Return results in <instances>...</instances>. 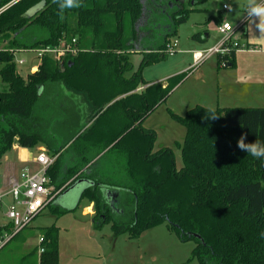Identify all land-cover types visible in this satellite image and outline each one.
<instances>
[{
  "label": "trees",
  "instance_id": "1",
  "mask_svg": "<svg viewBox=\"0 0 264 264\" xmlns=\"http://www.w3.org/2000/svg\"><path fill=\"white\" fill-rule=\"evenodd\" d=\"M13 1L0 0V9L8 6L0 13V163L16 139L23 148L44 145L56 156L47 170L59 191L48 205L56 217L88 202L95 227L111 224L115 237L137 238L164 224L180 241L194 242L190 260L199 264H264V161L237 147L242 133L246 142H264V108L170 112L186 131L181 169L171 148L153 151L156 132L143 126L190 71L149 83L141 69L166 59V44L196 7L183 0H81L60 14L52 0ZM164 24L156 44L152 28ZM62 39H76L77 52L62 61L45 56L26 78L19 74L16 52ZM132 53H140V65L126 76ZM235 56L232 50L216 62L232 68ZM63 131L64 141L54 144ZM80 179L89 185L77 206L57 205ZM3 228L12 231L6 244L20 233ZM18 264H59V227L42 228L39 244Z\"/></svg>",
  "mask_w": 264,
  "mask_h": 264
},
{
  "label": "rangeland",
  "instance_id": "2",
  "mask_svg": "<svg viewBox=\"0 0 264 264\" xmlns=\"http://www.w3.org/2000/svg\"><path fill=\"white\" fill-rule=\"evenodd\" d=\"M16 1V0H15ZM13 1V2H15ZM186 7H190L195 2L196 11L190 14L189 20L178 27L177 34L174 39L178 42L177 53L174 56H167L163 61L145 66L141 69L143 80L149 83L159 82L168 79L172 76L187 73L184 81L176 87L167 98L166 102L157 107L143 122L145 128L153 129L156 132L157 139L154 144L153 151H157L162 147H169L172 149L175 157L176 168L183 167V159L181 147L184 142L185 128L178 120L173 118L170 112L178 115L184 113L196 106V104H206L211 109L222 107H262L264 108V91L262 88H252L245 86L242 89L233 84L232 90H219L217 88L214 75L216 72L223 71L226 68L221 66L220 69L215 65L216 56H211L198 65L193 62L192 49L196 47L198 51H204L211 48L222 37L218 31V26L221 24L215 23V17L219 14L222 16L224 22L229 23L233 28L238 29L235 20L238 16H247L243 10L246 7V0H183ZM11 2V3H13ZM227 6V10H223V6ZM228 5H231L229 9ZM8 6L0 9V13ZM32 13V12H30ZM212 19L209 21V19ZM246 18V17H245ZM163 28H152V39L158 44L161 40L160 35L165 33ZM209 34L207 40H196L192 37L195 34L203 33ZM169 31V30H168ZM241 31L235 34V39L239 37ZM204 38V36H203ZM192 53H191V52ZM20 59H25L26 65L18 66L19 74L26 78L30 73V64L33 61L34 65L39 66L38 59L34 50L32 51H18L14 54L15 62ZM140 53L130 54V61L133 70L128 72L126 76H130L132 72L137 71L140 65ZM2 63H0V69ZM218 69V70H217ZM228 70V69H227ZM233 72L235 75L237 70ZM241 69H238L240 71ZM205 79V80H204ZM5 84L0 79V90L5 88ZM252 88V90H251ZM258 90V91H257ZM257 91V92H255ZM257 93V94H254ZM53 143L58 145L66 138L64 131L58 135ZM43 147V145H38ZM28 151L34 157L37 153V148H30ZM46 150V149H45ZM23 150L16 149L15 146L11 151L7 152L0 163V191L6 192V183L8 177L11 176L12 164L15 163L18 155ZM27 154V151L24 152ZM16 166V165H15ZM21 167V166H20ZM16 166L13 175H17L20 169ZM68 195V194H67ZM75 192H72V204L75 203ZM3 211H6L10 198H4ZM81 205L75 213L57 220L50 208L47 207L41 214H39L26 228L2 249H0V264H18L22 262L23 257L36 247L42 235V228L55 224L59 227V247L63 260L70 258L73 255V247L78 248L76 260L78 262H85L89 258V252L97 248V244L101 245V238L104 239L105 245L103 248L110 250L108 262L105 264H199L197 259H191V252L194 248V242H182L179 238L169 231L166 225H160L143 232L140 237L128 238L126 235L118 237L113 236L111 231V224H105L101 229L96 228L89 217L82 215ZM9 223L3 213H0V224L5 226ZM3 236L10 234L6 228L2 230ZM96 237V240L95 238ZM89 245L90 251H85V247ZM59 250V259H60ZM97 264H103L99 260Z\"/></svg>",
  "mask_w": 264,
  "mask_h": 264
},
{
  "label": "built area",
  "instance_id": "3",
  "mask_svg": "<svg viewBox=\"0 0 264 264\" xmlns=\"http://www.w3.org/2000/svg\"><path fill=\"white\" fill-rule=\"evenodd\" d=\"M223 9L227 10V6L224 5ZM218 31L222 37L214 46L207 50L194 53L195 65L200 64L213 55L224 58V56H227L232 50L241 48V44L232 38L236 29L229 23L222 22L218 26ZM75 45L76 39H73L69 44H66V41L62 39L58 45L35 50V53L40 62L45 56L52 57L57 61H62L63 57L67 54H75L77 52ZM177 48V40L172 39L166 44L165 54L167 56H174L177 53ZM26 62L25 59H20L15 63L18 66H24ZM220 66L226 68L227 62L222 61ZM35 67L38 68L37 65H31L30 69ZM140 89H142V87H140L139 90ZM55 159V156L48 155L44 150L41 151L36 157L35 162L38 165L36 170L26 167L21 169L17 175H12L8 178L6 192L0 191V212L8 218V224L12 225L13 235L30 225L59 193V191H56L50 184V179L47 176V170L55 162ZM5 197L10 198V203L6 211H3V200ZM0 227L3 226L0 224ZM2 234L3 233H0V249L11 237V234H6V236ZM42 252L43 249H40L39 254Z\"/></svg>",
  "mask_w": 264,
  "mask_h": 264
},
{
  "label": "crops",
  "instance_id": "4",
  "mask_svg": "<svg viewBox=\"0 0 264 264\" xmlns=\"http://www.w3.org/2000/svg\"><path fill=\"white\" fill-rule=\"evenodd\" d=\"M189 8H195L194 3H192V5ZM243 12H245V9L243 10ZM245 17L240 15L235 20V24H236V26H238V28L241 27V26L243 27V28L241 27L238 31H236L233 34V36H232V38L234 40L238 41L241 44V48L236 50L235 67L226 68L223 71H219L218 69H220V67L218 66L217 62L215 63V65L218 68L217 69L218 71L216 72V74H212V75H214V79L216 80L217 88L219 90H232L233 89V84H234L237 87H239L240 89H242L245 86H251L252 88H254V87L258 88V89L262 88L261 90L264 91V38H260L261 37V33L259 32V30L256 27V23H258V21L251 22L249 20L248 16H245ZM217 19L220 21V23L224 22L223 20H225V19L222 18V16L220 14L217 16ZM215 23L217 25L216 20H215ZM239 31H241V34L239 35L238 38L235 39V34L237 32H239ZM204 33H206L205 30L202 33L203 34L202 35V40L203 39L207 40L210 35L209 34H207V35L205 34L204 35ZM203 36H204V38H203ZM198 50L199 49H197L196 47H194L192 49V51H194V53L199 52ZM194 53H193V62H194ZM31 65H34L33 61L31 62L30 66ZM30 66H29V68H30ZM37 69H38L37 67H35L33 69H30V73L36 71ZM229 69H233V71L237 70L236 75L233 72H230L231 70H229ZM238 69H241V70L238 71ZM188 71H190V69ZM165 80H167V79H165ZM165 80H162V81H159V82H165ZM149 82H151V81H149ZM154 83H156V82H154ZM252 88H251V90H252ZM257 91H255V92H257ZM254 94H257V93H254ZM196 105H202L204 107H207V108L211 109V107H208V105H206V104H196ZM222 108H227V107H222ZM13 146H15L16 149H18V150L22 149L23 151L18 155V158L16 159L15 163L12 164V169H11L12 173H13V171H15L16 166H19V167L21 166L19 171L21 169L25 168V167L36 170L38 168V165L35 162L36 161V157L43 150L48 155L52 156L51 153H49V151L46 148V146H44V145H43L44 148L43 147L41 148L39 146L35 147V148H37V153H36L35 157H34L33 154H30L28 152V151H31L32 149L21 147L19 145V142H18L17 139L15 140ZM25 151H27V154L24 153ZM12 173H11V176L13 174H15V173H13V174ZM17 173H19V172H17ZM85 181L86 180H84V179L78 180L77 182L79 184L76 182L77 185L74 186L70 190V192L67 193L68 195H66V193L62 194V195L60 194L55 199V203L57 205H59L60 207L65 208V209H70V208H73V207L77 206L81 191L87 185H89V182L88 181L85 182ZM50 182H51V180H50ZM72 192H75V195H76V197H75L76 201H75L74 205L72 204L73 199H71L72 198ZM81 205H83V207H82V210H83L82 211V215L85 216V217H89L90 220L92 221V224L95 226L94 218H93V216H94L93 204L92 203H88V202H82ZM75 212H72V213H75ZM0 213H2V212H0ZM70 214L71 213H68L67 215H70ZM60 218H62V216L61 217H57V220H59ZM94 238L96 240V237H94ZM100 244L101 245L97 244V248L93 249L91 251H90V246L89 245H87L85 247V251H87V252L90 251V252L88 253L89 254V258L83 263L82 262H78L76 260L77 253H78V248H74L73 247V255L70 258H68V259L66 258V260H63V257H62V254H61V250H60V247H59V250H60L59 264H97L99 260H102L103 264H105L106 261L108 262L107 255L109 254L110 250L108 248H103L102 247V246L105 245L104 239L101 238V243Z\"/></svg>",
  "mask_w": 264,
  "mask_h": 264
},
{
  "label": "clouds",
  "instance_id": "5",
  "mask_svg": "<svg viewBox=\"0 0 264 264\" xmlns=\"http://www.w3.org/2000/svg\"><path fill=\"white\" fill-rule=\"evenodd\" d=\"M57 5L59 13L63 14L65 10L81 7V0H52ZM229 9L231 5H228ZM245 12L251 22H256V27L261 33L260 38H264V0H246ZM211 118L215 119L213 115ZM247 133H242L237 140L239 150L250 154L257 160L264 161V142L255 140L254 142H246ZM264 236V233H261Z\"/></svg>",
  "mask_w": 264,
  "mask_h": 264
},
{
  "label": "water",
  "instance_id": "6",
  "mask_svg": "<svg viewBox=\"0 0 264 264\" xmlns=\"http://www.w3.org/2000/svg\"><path fill=\"white\" fill-rule=\"evenodd\" d=\"M67 192V191H66ZM112 207H113V203H112Z\"/></svg>",
  "mask_w": 264,
  "mask_h": 264
}]
</instances>
